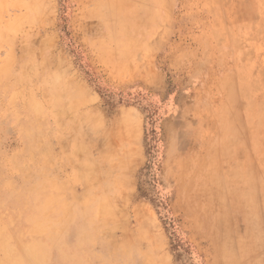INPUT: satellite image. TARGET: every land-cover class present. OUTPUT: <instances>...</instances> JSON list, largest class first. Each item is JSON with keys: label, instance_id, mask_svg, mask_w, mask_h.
I'll list each match as a JSON object with an SVG mask.
<instances>
[{"label": "rangeland", "instance_id": "obj_1", "mask_svg": "<svg viewBox=\"0 0 264 264\" xmlns=\"http://www.w3.org/2000/svg\"><path fill=\"white\" fill-rule=\"evenodd\" d=\"M25 246L264 264V0H0V264Z\"/></svg>", "mask_w": 264, "mask_h": 264}, {"label": "bare ground", "instance_id": "obj_2", "mask_svg": "<svg viewBox=\"0 0 264 264\" xmlns=\"http://www.w3.org/2000/svg\"><path fill=\"white\" fill-rule=\"evenodd\" d=\"M41 178L46 179V177L42 176V171L39 170V172H37L36 175H35L34 181H32V183L29 186H26V187H24V189H21L20 194H22V196L23 195L26 196L27 198H31L32 197L34 199L35 197H37V195H38V187H37L38 183H37V181L39 179H41ZM37 209H39V207ZM72 214H74L73 218L74 217L77 218V212L73 211ZM36 218H34L32 220V224L34 223V220ZM78 219H82L83 222L86 221V219L84 220V218H82V217H78ZM53 226L55 227V225L52 224V227ZM45 235H47L48 237L52 236L51 234L49 235L47 233ZM86 243H87L86 237H83V239H82V236H81V238L79 239V242H78L80 247L81 248L84 247L86 245ZM25 247L26 248H25L24 253H23L24 254L23 260H24L25 264H44L46 262V260L48 259V253H47V251L45 250L44 247H37V248L36 247L35 248H30V247H27V246H25ZM63 255H64L65 259L70 258V256H68L67 253H64ZM73 259H77V258L73 257Z\"/></svg>", "mask_w": 264, "mask_h": 264}]
</instances>
